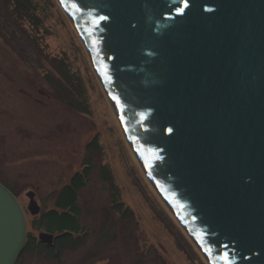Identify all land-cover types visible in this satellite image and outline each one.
Wrapping results in <instances>:
<instances>
[{
  "label": "water",
  "instance_id": "water-1",
  "mask_svg": "<svg viewBox=\"0 0 264 264\" xmlns=\"http://www.w3.org/2000/svg\"><path fill=\"white\" fill-rule=\"evenodd\" d=\"M59 1L148 177L209 263L264 264V0ZM27 235L0 182V264H17Z\"/></svg>",
  "mask_w": 264,
  "mask_h": 264
},
{
  "label": "rangeland",
  "instance_id": "rangeland-1",
  "mask_svg": "<svg viewBox=\"0 0 264 264\" xmlns=\"http://www.w3.org/2000/svg\"><path fill=\"white\" fill-rule=\"evenodd\" d=\"M85 237L24 252L17 264H210L155 188L124 132L78 29L59 0H0V181L28 231L71 176ZM36 192L41 213L28 210Z\"/></svg>",
  "mask_w": 264,
  "mask_h": 264
},
{
  "label": "trees",
  "instance_id": "trees-1",
  "mask_svg": "<svg viewBox=\"0 0 264 264\" xmlns=\"http://www.w3.org/2000/svg\"><path fill=\"white\" fill-rule=\"evenodd\" d=\"M89 173V169L83 166V170L76 172L68 183L64 185L63 192L59 196L56 207L42 215L46 226H44L42 220L31 223L32 227H36L37 229L44 227L46 230L56 234L54 245H52L54 252L51 256L53 258L61 256L65 250V243L67 241H72L75 246H78L85 238L75 237V234L79 232L84 235L86 234L84 227L79 222L80 207L77 201L79 190L86 185ZM47 247H50V245L43 243L29 232L23 253L29 250H42Z\"/></svg>",
  "mask_w": 264,
  "mask_h": 264
},
{
  "label": "flooded vegetation",
  "instance_id": "flooded-vegetation-1",
  "mask_svg": "<svg viewBox=\"0 0 264 264\" xmlns=\"http://www.w3.org/2000/svg\"><path fill=\"white\" fill-rule=\"evenodd\" d=\"M1 182V181H0ZM2 184H4L3 182H1ZM5 185V184H4ZM6 186V185H5ZM8 187V186H7ZM11 189V188H10Z\"/></svg>",
  "mask_w": 264,
  "mask_h": 264
}]
</instances>
